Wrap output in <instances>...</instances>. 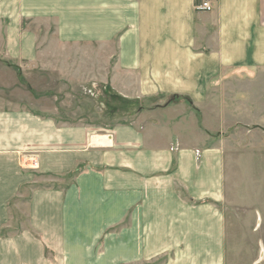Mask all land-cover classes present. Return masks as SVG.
Segmentation results:
<instances>
[{"label": "crops", "instance_id": "0c3cea01", "mask_svg": "<svg viewBox=\"0 0 264 264\" xmlns=\"http://www.w3.org/2000/svg\"><path fill=\"white\" fill-rule=\"evenodd\" d=\"M201 1L0 0V59L30 83L26 96L0 84V264H229L237 225L222 210L220 165L210 173L205 162L216 154L202 152L197 164L193 149L165 147L143 129L142 112L109 135L58 121L52 107L62 97L46 80L79 76L74 90L95 76L107 106L137 107L167 96L203 100L228 76L262 73L264 0H210L211 12H197ZM8 66L0 75H15ZM75 170L66 186L33 189L27 226L10 225L9 204L35 174Z\"/></svg>", "mask_w": 264, "mask_h": 264}, {"label": "rangeland", "instance_id": "374dc122", "mask_svg": "<svg viewBox=\"0 0 264 264\" xmlns=\"http://www.w3.org/2000/svg\"><path fill=\"white\" fill-rule=\"evenodd\" d=\"M5 24L0 20V53L5 49ZM2 65H9L15 73L0 75V84L5 88L2 91L11 93L19 85L24 95H28L29 78L19 76L12 61L0 59ZM48 78L51 79L52 96L62 97L58 101L68 100L66 107H57L58 101H55L56 107H52V110H58V121L66 119L68 124L81 121L86 127L94 126L97 135H109L112 127L127 121L128 114L132 122L137 123L136 118L142 112L143 122L140 124L143 129L145 132L156 130L165 147L193 149L197 164L203 162L202 152H214L216 155L205 161L208 172L214 173L215 164L220 165L218 168L227 198L222 203V210L228 213L229 223L237 225L229 230V264H264V71L251 76H228L223 89H213L203 100L185 97L172 100L167 96L137 107L118 103L113 107L107 106V99L101 101L91 85L95 76H84L85 85L74 90L71 83L79 76L78 79L68 76V82L61 81L63 86H67L62 87V95L57 92L61 83L58 76H46V80ZM39 79L42 81V76ZM43 86L37 93H44ZM104 98H107L105 94ZM101 102L106 105L101 106ZM30 163L36 169L32 158ZM77 172L75 170L65 177L35 174L37 183L21 188L19 196L9 204L10 225L27 226V204L33 189L66 186L74 180ZM19 216L23 224L17 220Z\"/></svg>", "mask_w": 264, "mask_h": 264}, {"label": "built area", "instance_id": "2783aa9c", "mask_svg": "<svg viewBox=\"0 0 264 264\" xmlns=\"http://www.w3.org/2000/svg\"><path fill=\"white\" fill-rule=\"evenodd\" d=\"M212 9L213 8L210 3V0H203L200 3H197L195 6V11L197 12H211Z\"/></svg>", "mask_w": 264, "mask_h": 264}]
</instances>
